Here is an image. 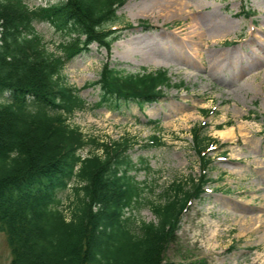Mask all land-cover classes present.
Wrapping results in <instances>:
<instances>
[{
  "label": "rangeland",
  "instance_id": "obj_1",
  "mask_svg": "<svg viewBox=\"0 0 264 264\" xmlns=\"http://www.w3.org/2000/svg\"><path fill=\"white\" fill-rule=\"evenodd\" d=\"M24 1L48 54L62 59V72L51 67L49 73L85 100L82 108L64 109L55 120L81 135L84 159H108L128 139L136 167L131 175L155 203L164 202L176 185H185L184 195L193 191L189 184L201 183L205 175L210 180L203 198L193 199L180 217L162 264H264V0H175L195 13L168 18L157 7L160 0H127L111 28L119 40L108 50L94 41L71 57L65 48L86 39L48 17L49 4L60 0ZM150 9L153 16L141 14ZM195 25L206 37L197 44L189 38ZM215 25L229 32L218 33ZM221 54L231 57L233 67L213 69ZM105 64L131 74L165 70L171 85L155 104L109 112L95 106L100 91L95 82ZM204 124L201 137L220 142L207 150L212 161L207 172L193 146V129ZM221 131L233 135L223 137ZM154 136L158 146L148 144ZM81 186L75 180L61 194L67 215ZM142 205L139 222H157L152 206ZM12 259L7 236L0 234V264Z\"/></svg>",
  "mask_w": 264,
  "mask_h": 264
},
{
  "label": "trees",
  "instance_id": "obj_2",
  "mask_svg": "<svg viewBox=\"0 0 264 264\" xmlns=\"http://www.w3.org/2000/svg\"><path fill=\"white\" fill-rule=\"evenodd\" d=\"M126 1L49 4L51 20L86 39L65 48L67 56L94 41L110 49L119 40L111 28ZM34 15L24 0H0V96L8 95L0 103V234L7 236L11 264H162L180 217L193 199L203 198L210 180L205 175L201 183L189 184L193 191L184 195L185 185H176L164 202L155 203L131 175L136 167L128 139L108 159H84L81 135L55 120L64 109L82 108L85 100L49 73L51 67L61 73L64 65L48 54ZM100 76L95 106L118 114L134 104L157 103L171 85L165 70L131 74L105 64ZM204 128L193 129V146L207 172L212 164L207 150L219 141L202 138ZM149 141L159 145L156 136ZM75 180L82 186L67 215L61 194ZM143 203L152 206L157 222H139L136 212Z\"/></svg>",
  "mask_w": 264,
  "mask_h": 264
},
{
  "label": "bare ground",
  "instance_id": "obj_3",
  "mask_svg": "<svg viewBox=\"0 0 264 264\" xmlns=\"http://www.w3.org/2000/svg\"><path fill=\"white\" fill-rule=\"evenodd\" d=\"M157 7L158 8H162V12L164 13V18H168V17H173V16H178V15H183V14H191V13H195L194 11L188 9V5L187 4H183V3H177L175 0H160L157 2ZM162 13V14H163ZM142 15H146V16H153V11L152 9L148 10V11H144L141 13ZM161 16V17H163ZM193 30L192 32H190L189 38L191 37V41L192 43H200V39L204 36L201 33H199L198 31L201 30L200 27H196L193 26ZM215 30L218 33H228L229 29L228 26L225 27H221L220 25L217 26L215 25ZM197 36V37H194ZM200 37V38H199ZM206 37H203L202 39H205ZM191 43V42H190ZM173 52H175L172 49ZM176 53V52H175ZM145 57L148 59V54H145ZM233 67V62L231 60V57L228 55H219L216 56L213 60V69L218 70V71H222L224 70L226 67ZM221 135L223 137H229L231 135H233L232 131L229 132H225V131H221Z\"/></svg>",
  "mask_w": 264,
  "mask_h": 264
}]
</instances>
